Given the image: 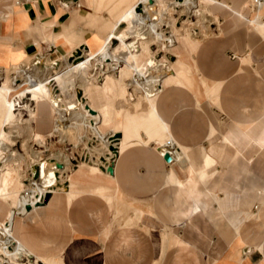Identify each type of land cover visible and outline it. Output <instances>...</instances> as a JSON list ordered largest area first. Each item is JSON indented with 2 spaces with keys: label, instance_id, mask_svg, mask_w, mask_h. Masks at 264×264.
I'll return each instance as SVG.
<instances>
[{
  "label": "crops",
  "instance_id": "1",
  "mask_svg": "<svg viewBox=\"0 0 264 264\" xmlns=\"http://www.w3.org/2000/svg\"><path fill=\"white\" fill-rule=\"evenodd\" d=\"M190 3L185 8L196 13L194 7L211 8L219 32L197 39L184 29L165 40L168 47L180 43L182 59L176 55L170 67L159 69L153 103L132 95L136 102L124 111V96L116 98L121 107H111L108 90L97 111L91 107L94 129L85 109L104 160L68 167L69 179L63 175L61 182L57 173L68 192L50 193L12 222L11 208L20 210L8 199L23 193L0 188V249L16 241L34 264H264V0ZM99 5L0 0V59L11 64L43 54L73 56L110 30ZM35 114L34 135L51 136L56 124L49 107ZM117 132V141L109 140ZM3 179L18 183L15 176Z\"/></svg>",
  "mask_w": 264,
  "mask_h": 264
},
{
  "label": "rangeland",
  "instance_id": "2",
  "mask_svg": "<svg viewBox=\"0 0 264 264\" xmlns=\"http://www.w3.org/2000/svg\"><path fill=\"white\" fill-rule=\"evenodd\" d=\"M138 1L139 0H134L130 3L123 1V4L119 5L121 0H96V5L100 3L98 9L102 12H106L111 21L110 23H112L123 16V14H125L126 11ZM150 1L152 5L156 6L154 0ZM186 1L195 2V0H185V2ZM180 2L181 1L179 0H163L162 3H159V7L164 4V9L167 6L168 10L170 11V16L168 17H166L161 10L154 11L153 9L152 11L153 7L151 5L149 6V4L138 7L139 10L137 9L132 15L127 17L126 23L128 24L129 29H127L122 36V41L126 43V47L135 53H141L142 49L139 45V39L144 41L151 40V44L149 46L150 55L152 54L156 64L161 66V62L167 65L168 63L176 60V55L178 56L179 61L182 59V55L179 54V51L182 48L180 47L179 42L176 43L175 47H168L166 44H164L168 37H172L174 35V32L176 34H180L181 30L188 29L193 38L197 39L212 36L214 33L219 32V30H217V27L219 28L217 19H211V15L213 14L211 8L205 5L194 7L193 9L198 10V13H196L195 11L193 12L188 8H183ZM183 5L186 4L183 2ZM111 10L115 11L113 17H110L109 11ZM149 12L153 13V15H151L153 19L150 24L147 23V18L149 17L147 16V13ZM207 14H210V16ZM102 19L105 21V18ZM102 37L103 35L99 36L100 39ZM159 38L162 40H159ZM257 42L258 44L253 46V58H255V60L260 58L261 50V47H259L261 46L260 40ZM119 45L120 40L112 39L107 51L111 52ZM79 48H85V46ZM172 48L175 49L172 50ZM75 52H73V56L67 60L68 64L74 63L67 74H64V72L62 73L60 71L66 64L62 60H56V56L50 57L49 54H43L38 58H28L18 62L13 61L11 64H7L4 60L0 59V72L3 76L7 77V81L9 82L7 83V86L10 88L13 85L21 83L23 80H30L32 78L34 80L40 77L44 82V79L46 78H54V72L57 71L60 72L61 75L64 74V81L73 82L77 85L74 91L71 93L70 98H67V95L63 93V90L61 89V83L49 79L47 86L51 88V103L47 101L41 103L34 101L32 100V95L30 94L16 97L12 101L14 117L8 124L4 125L3 130H0V173L4 172V170H7L8 168L12 170L17 169L23 178L18 179L16 175H11L15 176L17 181L19 180L18 183L15 182V180L9 181L3 179L1 181L2 183H0V188L6 193H12L15 191L17 192L18 188L21 190L23 195H17L13 193L8 199L9 204L14 203L19 207L20 213L23 210L25 203H30L31 208H36L37 205L43 201L44 188L40 190L38 195L35 196L33 193L32 198H29L31 195L24 194V191L30 186L26 185V189H23L24 187L22 188L21 185L22 183L30 185L34 181L31 171L32 165H44V163L48 162L47 160L52 157L55 159V162L61 163L63 165V169H65V171L61 173L63 176L64 172L66 173V171H68V167L69 171H71L74 168L80 166V164L83 162L92 163V160H104L103 156L100 155L102 151V143H100L98 138L92 134L95 126L94 117L96 116V112H93V108L91 109L89 105L91 104V92L87 94L88 96H86L85 89L82 86L91 83L93 87H90L92 89L96 86L102 85L105 76H120L122 74V68L119 70L120 60L117 58H109L105 60V55L103 56L102 54H96L92 57L89 63L75 64L77 61V59H75ZM107 54L110 56V53ZM78 55L83 57L81 51ZM228 55L230 58H236L237 56V54L233 51H228ZM145 60L146 59L142 60V63L139 66L140 72L137 74L139 83L143 85L142 88L145 90L143 91L141 89H137L135 92V89L128 85V93H126L123 98L125 105L128 104L129 99H131L133 103L136 102V98L132 97V95L140 96L141 100H145L148 96L150 97L155 95V92H152L151 90L156 89L157 80H154L153 83L149 82V77H156L160 74V70L159 68H153L151 65H148ZM129 73L131 74V72ZM172 77L173 76L168 77V80H171ZM132 78L133 77L131 74L128 79L132 80ZM168 83L169 81H167L165 84ZM92 95L94 96L95 100V96L98 94L92 93ZM118 97L112 96L110 102L111 107L115 105H121L118 100H116ZM103 100L98 101L99 107L101 106L100 101ZM43 104L48 106L50 109L53 125L56 124L58 119L57 117L61 113L66 114L68 120L70 121L69 124L71 127L68 129L62 128L60 130L54 129V133H52L51 136L46 135L45 138L35 136L33 130V125H35L33 123L37 117L35 110H38V108L41 109ZM85 109L92 114L91 119L93 120V129L91 131L86 125V117L82 114L83 112H86ZM139 109H142V107L139 106L136 110ZM124 111L130 110L124 109ZM83 121H85V125L82 124ZM35 130L40 131L42 134L47 133V130L42 127L36 128ZM114 136L115 135L109 137V140L114 139V141H117L118 138L115 140L116 137ZM3 146L9 147V150H4ZM108 155L109 154H107V156ZM68 173L67 175L63 176V180L69 179ZM3 174L6 175V172ZM62 176L60 182L62 181ZM58 188V186L51 187L52 190ZM10 211L15 212H10L9 216H7L8 220L15 222L16 216H19L20 213L17 214L16 210H12V208ZM0 217H2V214H0ZM3 244L4 239L0 240V245L3 246ZM20 248L23 247L11 245L8 246V248H1L0 264H13V261L10 258V256H13V254H15V262L21 264H34V259L28 256L26 253L21 252Z\"/></svg>",
  "mask_w": 264,
  "mask_h": 264
},
{
  "label": "bare ground",
  "instance_id": "3",
  "mask_svg": "<svg viewBox=\"0 0 264 264\" xmlns=\"http://www.w3.org/2000/svg\"><path fill=\"white\" fill-rule=\"evenodd\" d=\"M89 1H90L91 6L94 7V8H92V7L91 8L94 10L96 8V6H97L96 5V0H89ZM123 1H125L127 3H130V2H132L134 0H123ZM154 1L156 3V6L152 5L150 3L151 2L150 0H139L131 8H129L126 11V13L123 14V16H121L119 19H117L116 21L111 23L110 30L108 31V33L106 35H104L101 39L98 38V40L94 44H90V45L85 46V48H80L79 49L82 52V54H83L82 56L83 57H81V55L77 54L76 57H75V59H77L75 64H77V63L78 64H85V63H89L91 61L92 57L95 56L96 54H99V55L102 54L104 56L108 52L107 50H108V47H109V44H110V40L112 38H117V39L120 40V45L115 50H113L111 52L112 54H110L111 55L110 58H117V59L120 60L119 70L122 68V74H121V71H120V74H121L120 76H116V77L112 76V75L105 76L104 77V82H102V85L96 86V87H94L92 89L90 87V86H92L91 83H88L87 85H83L82 86L85 89L86 96H88L87 94H89L91 92L90 97L92 96V90L95 89V88H99V90L97 92H95V93L98 94L96 96V98H95V100L97 102L95 103V101H93V103L91 104L90 108L93 107L97 111V108H99L98 101L99 100H103L104 92H106L108 90L111 92V95L114 96V97H118V96L122 97L126 93H128V89H127L128 85H130L132 88H134L135 92L137 91V89H141V90L144 91L145 89L142 88L143 85H141L139 83V78L137 77V74L140 72L139 71V66L142 63L143 59H146L145 61L147 62V64L151 65L153 68H157V69L159 68L160 69V68L170 67V63H168L166 65V64L161 62V64H162L161 66L156 64L155 59L153 58V56L151 57L150 52H149V42L140 44L142 52L139 54V53L133 52L131 49L126 47L125 42H123L121 40V38L124 35V33L126 32V30L129 29V26L126 23L127 17L132 15L134 13V11H136L138 9V7H140V6H143L145 4H149V5H151L153 7L152 11H153V9H154V11L161 10L162 13H164L166 17L170 16V11L168 10L167 6H166L165 9H164V4H162V6L159 7V5H160L159 3H162L163 0H154ZM179 1H181L180 3H181L183 8L187 7V6L183 5V2H185V0H179ZM186 4H188L189 6L191 5V3L189 1H186ZM109 12H110V17H113L115 11L111 10ZM151 13L152 12L147 13V16H150ZM70 57H72V56L71 55L69 56V55L61 53L60 55H58L55 58L56 60H62L66 64L60 70L62 73L64 72V74H67V72L69 71L71 66H73V64H74V63L73 64H68L67 63V60ZM55 59H53V60H55ZM49 68H50V66H49ZM129 72H131V74H132V77H133L132 80L128 79V77H130V75H131ZM54 73H55V77L54 78L53 77L46 78V79H44V82L41 80L40 77L38 79H34V80H33V78L32 79L29 78L30 80H28V79L27 80H23L21 83L13 85L11 88H7L6 87V84L9 83V82L7 81V77L4 76V80H6V83H4V86H1V84H0V130H3L4 125L8 124L14 117L13 102H12V100L14 98L24 96L25 94H30V95H32V100H34V101H37V102H40V103L44 102V101H47V102L51 103V101H52L51 100V97H52L51 88L47 86V82H48L49 79H52L54 81H58V83H61V89L63 90V93H65L67 95V98L68 97L70 98L71 93L74 91V89L76 88L77 85L75 83H73V82L64 81L63 80V77H64L63 75L64 74L61 75V73L58 72V71L54 72ZM0 76H1V74H0ZM154 77L155 76H150L149 77V82H153ZM156 79H157V77H155V80ZM126 81H129V84ZM151 91L152 92L154 91V92H156L158 94V88L157 87H156V89L151 90ZM157 94L153 95V96H150V97L148 96V97H146L145 100L148 103L149 102L153 103V101H155V98H156ZM137 97H139V96H137ZM5 99L8 100L7 103L5 102ZM125 106H126L125 108H127V110H131V108L133 107V103H132L131 99H129L128 104H126ZM57 118L58 119L56 121V130H60L62 128L68 129V128L71 127V125L69 124L70 121L68 120L66 114H61L60 113ZM82 124L85 125L86 124L85 121H83ZM95 148H96V146H95ZM3 149L4 150H9V147L3 146ZM47 161L48 162H45L44 165L43 164L42 165H38V167H39V176H38V178L37 179H33L34 180L33 184L30 187H28L27 190L24 191V194L31 195V197H29V198H32V194L33 193L35 194V196L38 195L40 190L43 189V188H44L43 189L44 191L50 192L53 195L59 190H63V192H68V190H64L63 184L59 183V179H58V177L56 175L57 173H60V176H62L61 173L63 171H65V169H63V166H62V168L57 167L55 159L52 158V157L50 159H48ZM5 172H6L7 176L8 175L9 176L10 175H16L18 179H22L23 178L22 175L17 171V169L16 170H14V169L12 170V169L8 168L7 170H4V172L0 173V175H3V173H5ZM21 185H22V188L24 187L23 189H26L25 188L26 185L28 186V184L25 185L24 183H22ZM52 186H58L59 188L52 190L51 189ZM2 232H3V229H2ZM2 236L3 235H1V237ZM10 245L15 246L16 245V241H13V240L10 241ZM20 250H21V252L26 253L24 248H20ZM7 256H10V255H7ZM10 258L13 261V264H21V263L15 262V254H13V256H10Z\"/></svg>",
  "mask_w": 264,
  "mask_h": 264
},
{
  "label": "water",
  "instance_id": "4",
  "mask_svg": "<svg viewBox=\"0 0 264 264\" xmlns=\"http://www.w3.org/2000/svg\"><path fill=\"white\" fill-rule=\"evenodd\" d=\"M139 10V9H138ZM79 50H77L76 51V55L77 54H79ZM115 136L114 137H116L115 139H117V138H119L120 137V133L119 132H117V133H115L114 134ZM110 149L111 150H115L116 148H114L113 146H110ZM165 159L166 160H169L170 159V157H168V156H165ZM56 166L57 167H59V168H62V164L61 163H57L56 162ZM112 168H113V161H112V163H111V165H110V168L108 169V171L110 172V173H112ZM31 171H32V178L33 179H37L38 178V176H39V167H38V165H32L31 166ZM49 197H50V192H46L45 193V195H44V197H43V201L42 202H46L48 199H49ZM31 209V204L30 203H25L24 204V208H23V210L21 211V215H23V214H25L26 212H28L29 210Z\"/></svg>",
  "mask_w": 264,
  "mask_h": 264
},
{
  "label": "built area",
  "instance_id": "5",
  "mask_svg": "<svg viewBox=\"0 0 264 264\" xmlns=\"http://www.w3.org/2000/svg\"><path fill=\"white\" fill-rule=\"evenodd\" d=\"M255 2H257V0H255Z\"/></svg>",
  "mask_w": 264,
  "mask_h": 264
}]
</instances>
